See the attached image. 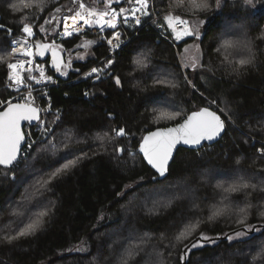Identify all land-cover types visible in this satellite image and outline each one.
<instances>
[{
  "label": "trees",
  "instance_id": "obj_1",
  "mask_svg": "<svg viewBox=\"0 0 264 264\" xmlns=\"http://www.w3.org/2000/svg\"><path fill=\"white\" fill-rule=\"evenodd\" d=\"M149 1L188 21L194 38L175 52L142 31L95 84L70 82L107 59L104 44L87 62L68 66L65 56L60 74L35 54L59 81L51 99L60 115L48 119L53 133L27 161L0 169V264H183L201 234L185 264H264V0H206L207 8L197 7L201 0ZM75 11L67 0H0V109L13 97L7 65L23 25L33 27L35 51L39 43L71 54L81 36L48 35ZM212 106L233 123L217 145L180 150L164 177L148 168L139 154L146 135ZM155 193L156 205L148 200ZM38 219L34 232L18 235ZM254 228L243 240L217 241ZM80 244L86 253H70Z\"/></svg>",
  "mask_w": 264,
  "mask_h": 264
},
{
  "label": "built area",
  "instance_id": "obj_2",
  "mask_svg": "<svg viewBox=\"0 0 264 264\" xmlns=\"http://www.w3.org/2000/svg\"><path fill=\"white\" fill-rule=\"evenodd\" d=\"M72 1L81 2V0ZM138 7L139 5L135 3V0H132L131 3L129 0H127V5L124 7V9H126L125 13L120 14V9L107 10L108 12L115 10L117 13L115 28L101 27L98 24H93L92 26H88L86 30L80 31L82 29V24L79 23L77 25L76 31L79 33H91L94 35H99L101 43L107 48L108 56L107 59L97 62L93 67L79 74L76 79L70 82V84H78L80 82H91L92 84H95L99 82L104 78V76L107 75L109 70L108 66L111 64L108 62H112V60L125 48V46L129 44L132 39H136L139 33L142 31L147 32L148 30H152L156 32V43H165L172 47L175 52H177L176 47L179 44V40L186 41L193 38V33L190 36L183 35V30L185 27L192 31L189 23L185 25L179 21H176L173 13H160L154 10L153 5L149 0H147V8L145 9L147 14L137 11L135 16H133L131 9ZM84 14L87 16L86 12H84ZM256 14L257 13H254V15ZM166 16H168L172 21L171 27H169L168 21L165 20ZM125 17H127L126 20ZM93 19H95V17H93ZM105 19H110V17H105ZM137 20H139V23H137ZM173 28L176 30L175 32L173 31ZM31 29L33 35L29 36L28 34L21 31V34L15 37L11 44V58L9 63H17V61L25 62L24 69L20 70V75L24 78L22 84L17 85L16 83L10 81L9 76L11 70L7 67L8 88L13 95L9 102L30 103L32 107L37 109L39 114V122L36 124V126H26L23 129L25 145L21 150L18 164L22 161H27L34 149L40 143L50 138L53 133V126L49 124L48 119L50 117H54V119L57 120L58 116L60 115L58 111L54 110L51 99V92L59 87V81L56 77L50 76L48 74L47 66L44 63L36 62L34 48L35 33L33 27H31ZM64 34L65 29L62 35ZM107 34H109V36H107ZM177 34L180 36L179 39H177ZM25 41H27V44H25ZM25 50H31L33 55L30 57L19 55V53ZM29 59L33 61L30 72V74L34 77L32 80L27 79V76L29 75V66L27 61ZM37 66L43 68V79L40 77V71ZM93 68L98 69V71L92 72ZM29 93L31 94L30 96ZM5 106H7V104L2 108ZM117 133V130H113L114 138L119 136ZM29 145H31V147H29Z\"/></svg>",
  "mask_w": 264,
  "mask_h": 264
},
{
  "label": "snow or ice",
  "instance_id": "obj_3",
  "mask_svg": "<svg viewBox=\"0 0 264 264\" xmlns=\"http://www.w3.org/2000/svg\"><path fill=\"white\" fill-rule=\"evenodd\" d=\"M107 5H111L113 2L118 3L119 0H104ZM131 3L132 0H129ZM135 3L139 5L138 8L131 9V13L135 16L137 11L142 12L143 14H147L145 9L147 8V0H135ZM217 3H220V0H217ZM199 8H207L208 4L206 0H201V3L197 5ZM80 9L85 10V4L83 2L80 3ZM59 11V9H57ZM126 9L121 8L119 10L120 14L125 13ZM95 17V19H93ZM105 17H110V19H105ZM77 18L84 21L85 25L92 26L93 24H98L101 27H116L117 13L115 10L112 12L108 11H96L95 9L87 10V16H85L84 11H77L74 16L71 17L72 20H76ZM127 17H125V20ZM165 20L168 21L169 27H171L172 21L166 16ZM176 21H179L182 24H187L188 21L182 20L179 16L175 17ZM139 23V20H137ZM201 23H206V21H201ZM43 30V29H42ZM22 32L28 34L29 36L33 35L32 29L28 24H24L21 29ZM173 31L176 30L173 28ZM70 34V33H69ZM183 35L190 36L192 35V31L185 27L183 30ZM118 38V37H117ZM180 36L177 34V39ZM88 43H91L89 41ZM27 44V41H25ZM37 52L36 55H42L43 52L40 49L47 48V45L37 44L36 46ZM19 55L24 56H32L33 52L31 50H25ZM53 56H56L55 51H53ZM248 61H243L242 63H247ZM33 61L29 59L27 64L29 66V75L27 76L28 80L34 79V77L30 74L31 65ZM108 63H111L109 61ZM7 67L11 70L9 79L10 81L20 85L23 83L24 78L20 75V70H23L25 67L24 61H17V63H9ZM40 71L41 79L44 78L43 68L37 66ZM57 70L59 71V64L56 65ZM98 69L93 68L92 72H97ZM119 83V80H117ZM31 94L29 93V96ZM27 99V98H25ZM0 103H4L0 101ZM37 109L32 107L30 103H11L8 102L5 110L0 111V166L10 167L14 164L18 159V153L20 149L21 141L24 139V136L21 134V130L19 127V122L21 120H34L37 119L36 116ZM224 125L221 121L220 117L217 116L214 112L209 111L207 108L201 109L199 112H193L191 115L184 120L183 124L178 125L176 128H168L163 131H156L150 133L148 136L143 138V142L139 146V152L143 153L144 159L147 161L149 165H151L160 175H164L167 170L166 166L171 157L172 149L175 143L179 140H183L185 144L197 145L202 140H212L215 136L219 135L220 131L223 129ZM118 135L124 134V129H119ZM31 147V145H29ZM69 165H65L64 169L59 171H64L67 169ZM59 175V172L53 173V177ZM240 188H247L248 185L244 184L239 186ZM238 187H233L228 189V191H238ZM220 213H214V215H219ZM41 215H46V213H42ZM242 223V221H241ZM40 225V220H36L32 224H29L24 230H22L18 235H27L31 232H34ZM184 234L182 233L181 236ZM235 235L237 237L244 235L242 232H236ZM181 237L178 236L179 240ZM229 240L232 239L231 236L227 237ZM15 239V237L9 238ZM201 239H206V237L201 234ZM201 246L200 241L198 240L195 244L192 245L193 248ZM187 247V246H186ZM190 251V249H189ZM181 260H184V256L181 257Z\"/></svg>",
  "mask_w": 264,
  "mask_h": 264
},
{
  "label": "rangeland",
  "instance_id": "obj_4",
  "mask_svg": "<svg viewBox=\"0 0 264 264\" xmlns=\"http://www.w3.org/2000/svg\"><path fill=\"white\" fill-rule=\"evenodd\" d=\"M68 2H70L73 6L76 7V11L71 15L74 16L75 13L77 11H84L86 12L87 14V10H92V9H95L96 11H107V10H104V6L101 4L102 2H104V0H101L99 1V4H97L96 2L92 1V0H81V2H83L85 4V10H81L80 9V3L81 2H77V1H72V0H67ZM120 2H122V0H119ZM126 3H127V0H125ZM245 2L249 3L250 0H245ZM89 4V5H88ZM110 10V9H109ZM216 10V8H215ZM255 13V12H254ZM254 15V14H253ZM86 16V15H85ZM175 17H177L176 15H174ZM56 17V16H55ZM69 17V18H71ZM57 18V17H56ZM54 17L51 16V19L50 20H53ZM66 19V18H65ZM64 19V20H65ZM64 23V22H63ZM63 23L61 25V29L59 30L58 32V28L56 27L54 29L53 32H50L48 37H52L54 36L56 33L58 34V37L62 40V39H67V38H72L74 36H81L82 37V42L80 44V46L74 51V53H71V54H65L66 58H67V65H71V63L73 62H87L89 60H93L94 56H93V48L95 46H97L98 44L101 43L100 41V36L99 35H94V34H91V33H88L87 35H90L92 38H86L84 35H86L85 33L82 34V33H79L77 31H75L74 33H72L71 35H68V34H63L64 32V28H63ZM73 28H76V27H72V28H69V29H73ZM48 40V39H47ZM89 41H91V43H88ZM40 51L43 52L42 55H37L39 57H46L47 56V53L49 52L46 49L42 48L40 49ZM37 52V49L36 51ZM189 57H191V55L189 54ZM177 59H178V63L180 65V67L183 69L184 65H185V61L187 60V57H184V59L179 55L177 56ZM65 65H66V61H65ZM111 64L108 66L110 68ZM110 75V72L108 70L107 72V75L104 76V77H107ZM213 109H210L212 110L213 112L217 113V114H221L222 116L225 117V124L229 123L231 124V120L230 118L227 116L226 113L224 112H220L218 109H216V107L212 106ZM2 109V108H1ZM233 124V123H232ZM156 195L154 197H150V199H148L149 201H152L153 204L156 205V203H160L161 201V197H162V193H155ZM147 201V200H146ZM249 237L247 234H244V235H241L239 237L235 236L234 237V240H243L245 238ZM128 239H129V242H132L133 239H135L133 237V235L130 237L128 236ZM87 246L85 244H80V245H77L75 246L74 248H72L71 252L70 253H78V254H84L87 252Z\"/></svg>",
  "mask_w": 264,
  "mask_h": 264
},
{
  "label": "water",
  "instance_id": "obj_5",
  "mask_svg": "<svg viewBox=\"0 0 264 264\" xmlns=\"http://www.w3.org/2000/svg\"><path fill=\"white\" fill-rule=\"evenodd\" d=\"M121 5V2L119 1L118 3L114 2L112 3L111 5H109V8H116V7H120ZM9 39H12V37L10 36ZM183 41L182 40H179V43H182ZM53 51H55L56 53V56L54 57L53 56ZM47 59L48 61L50 62V67L52 68V70L58 74H60L63 70V68L65 67V55L62 51H60L58 48H51L47 54ZM59 64V71L57 70V67L56 65ZM6 106L2 109H0V111H3L5 110ZM208 109V108H207ZM209 111L213 112L212 110L208 109ZM215 113V112H214ZM217 116H219L217 113H215ZM191 115V114H190ZM36 116H37V119H34V120H31V121H28V120H21L19 122V127H20V130H21V134L24 136V133H23V129L26 127V126H29V127H34L36 126V124L39 122V114H38V111L36 113ZM220 117V116H219ZM187 119V118H186ZM185 119V120H186ZM221 121L223 122V129L220 131L219 135L215 136L212 140H207V139H204L202 140L199 144L197 145H191V144H185L183 142V140H179L175 143L173 149H172V153H171V157L169 159V162L166 166L167 170L169 169V167L171 166L172 162L174 161L175 159V156L176 154L180 151V150H186V151H190V152H198L202 149H204L205 147H213L215 145H217L225 136L226 134V124L224 122V120L220 117ZM184 120L180 123V124H183ZM178 124V125H180ZM178 125L174 126V127H171V128H176L178 127ZM168 129V128H167ZM165 129H158V130H155L153 132H156V131H163ZM152 133V132H151ZM150 134V133H149ZM148 134V135H149ZM146 135V136H148ZM143 142V141H142ZM25 145V138L21 141V144H20V149H19V153H18V159L17 161L14 162V164L10 167H4V166H0V169L2 170H10L12 169L14 166H16L19 162V159H20V153H21V150L22 148L24 147ZM140 156L143 158L144 162L146 163V165L148 166L149 169H151L153 172H155L156 174H158L160 177H164V175L167 173V170L165 171V174L164 175H160L156 169H154L151 165H149L147 163V161L144 159L143 157V153H140ZM263 228V227H261ZM240 232L242 233H245V234H248V235H253L255 234L256 232V228L252 229L250 232H248L247 230L243 229L241 230ZM236 232H234L233 234H230V235H227L225 236L223 239H218L217 241L220 242V241H227L229 236H232V235H235ZM198 240L194 241L192 244H190L183 252V255H184V262L183 264H185V260H186V253L187 251L192 248V245L195 244ZM199 241H202L201 239H199ZM210 242H214V240H211Z\"/></svg>",
  "mask_w": 264,
  "mask_h": 264
},
{
  "label": "bare ground",
  "instance_id": "obj_6",
  "mask_svg": "<svg viewBox=\"0 0 264 264\" xmlns=\"http://www.w3.org/2000/svg\"><path fill=\"white\" fill-rule=\"evenodd\" d=\"M79 23L82 24V26H81L82 29L80 31L86 30L88 28V25H85L84 21L79 19V18H77L76 20H72L71 18L66 19L65 23H64L65 32H71L70 30H67L68 28L76 27V29H77V25ZM76 29L72 30V32H75Z\"/></svg>",
  "mask_w": 264,
  "mask_h": 264
},
{
  "label": "crops",
  "instance_id": "obj_7",
  "mask_svg": "<svg viewBox=\"0 0 264 264\" xmlns=\"http://www.w3.org/2000/svg\"><path fill=\"white\" fill-rule=\"evenodd\" d=\"M69 29V28H68Z\"/></svg>",
  "mask_w": 264,
  "mask_h": 264
}]
</instances>
